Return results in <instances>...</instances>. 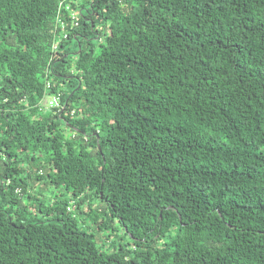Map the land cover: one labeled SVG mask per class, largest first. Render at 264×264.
Wrapping results in <instances>:
<instances>
[{
	"label": "trees",
	"instance_id": "trees-1",
	"mask_svg": "<svg viewBox=\"0 0 264 264\" xmlns=\"http://www.w3.org/2000/svg\"><path fill=\"white\" fill-rule=\"evenodd\" d=\"M0 165V264H264V0H0Z\"/></svg>",
	"mask_w": 264,
	"mask_h": 264
},
{
	"label": "rangeland",
	"instance_id": "rangeland-1",
	"mask_svg": "<svg viewBox=\"0 0 264 264\" xmlns=\"http://www.w3.org/2000/svg\"><path fill=\"white\" fill-rule=\"evenodd\" d=\"M92 42L97 46V51H98V45H99V40L98 39H93ZM77 48V43L76 42H71L70 44H68V49H71L72 52L75 51V49ZM72 71L74 72V69H72ZM71 89L69 83L68 84H64V85H61V87L58 89L59 92H69ZM62 92V93H63ZM52 95L53 94H49V96H46L43 100V106L45 107V110H50V107H49V100L52 98ZM1 166V165H0ZM32 183V182H31ZM39 187V186H38ZM39 188H37L36 191L39 192ZM49 191L51 192H57V193H65V190L63 188H60V189H56V188H51ZM50 193V192H48ZM46 196L48 195L47 193L45 194ZM68 197L70 196V194H66ZM2 198V195L0 194V199ZM94 203H96V205H101L102 202H99V201H94ZM11 207V205L7 204L4 206V208H9ZM26 217L28 219H31V218H39V219H46L47 217L44 216L43 214H38V213H35L33 212L32 210L30 212H28V214L26 215ZM78 218L81 220V221H85L87 222V225L88 226H91L92 225V222L84 215H78ZM118 224V222H117ZM108 231H104L101 233V235L103 236V238H105V236L107 235ZM111 241H117L116 243L119 244V243H127L129 242V239L125 238L124 237V232L122 231V229L118 226V231L111 237ZM110 241V242H111ZM110 242L108 241H105L104 240V244H106L108 247L110 246Z\"/></svg>",
	"mask_w": 264,
	"mask_h": 264
},
{
	"label": "built area",
	"instance_id": "built-area-1",
	"mask_svg": "<svg viewBox=\"0 0 264 264\" xmlns=\"http://www.w3.org/2000/svg\"><path fill=\"white\" fill-rule=\"evenodd\" d=\"M73 19L76 17L74 14H73ZM75 24H78L77 22ZM61 26L63 31L60 33V35L57 36V40H56V43L54 44V50L57 48L58 46V43L61 41V38H67L68 37V34L67 32L64 30L65 26H66V23L65 21H63L61 18H58L57 20V26ZM51 74V70H48V75ZM53 86V83L52 81L50 80V78L47 77V88L48 90H50ZM46 96H49V95H46ZM62 97H63V93L62 92H56V93H53L52 95V98L49 100V107L50 108H61L62 107ZM75 110H73L72 113H74ZM76 209V204L74 201L71 202L70 206H69V210H75Z\"/></svg>",
	"mask_w": 264,
	"mask_h": 264
}]
</instances>
